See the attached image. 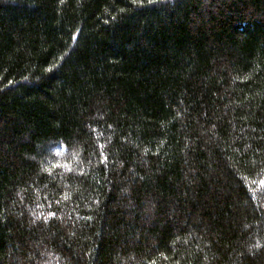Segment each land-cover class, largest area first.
<instances>
[{
    "label": "trees",
    "instance_id": "obj_1",
    "mask_svg": "<svg viewBox=\"0 0 264 264\" xmlns=\"http://www.w3.org/2000/svg\"><path fill=\"white\" fill-rule=\"evenodd\" d=\"M264 264V0H0V264Z\"/></svg>",
    "mask_w": 264,
    "mask_h": 264
},
{
    "label": "snow or ice",
    "instance_id": "obj_2",
    "mask_svg": "<svg viewBox=\"0 0 264 264\" xmlns=\"http://www.w3.org/2000/svg\"><path fill=\"white\" fill-rule=\"evenodd\" d=\"M153 264H154V262H153Z\"/></svg>",
    "mask_w": 264,
    "mask_h": 264
}]
</instances>
